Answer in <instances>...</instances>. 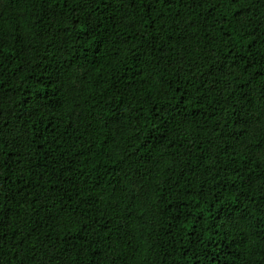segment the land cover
<instances>
[{"label":"trees","instance_id":"obj_1","mask_svg":"<svg viewBox=\"0 0 264 264\" xmlns=\"http://www.w3.org/2000/svg\"><path fill=\"white\" fill-rule=\"evenodd\" d=\"M0 264H264V0H0Z\"/></svg>","mask_w":264,"mask_h":264}]
</instances>
